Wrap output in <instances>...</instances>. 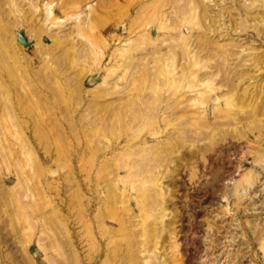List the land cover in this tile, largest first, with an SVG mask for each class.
I'll use <instances>...</instances> for the list:
<instances>
[{
  "label": "rangeland",
  "instance_id": "374dc122",
  "mask_svg": "<svg viewBox=\"0 0 264 264\" xmlns=\"http://www.w3.org/2000/svg\"><path fill=\"white\" fill-rule=\"evenodd\" d=\"M0 264H264V0H0Z\"/></svg>",
  "mask_w": 264,
  "mask_h": 264
},
{
  "label": "bare ground",
  "instance_id": "6f19581e",
  "mask_svg": "<svg viewBox=\"0 0 264 264\" xmlns=\"http://www.w3.org/2000/svg\"><path fill=\"white\" fill-rule=\"evenodd\" d=\"M50 6H51V5L48 6V4H47V6H46V7L48 8V9H46L47 12L45 11L47 15H49V14L51 13ZM18 35H19V34H18ZM23 36H24V35H23ZM17 37H18V36H17ZM18 39H19V38H18ZM25 46H26V44H25ZM25 46H24V47H25ZM207 81H208V80H202L200 85L206 83ZM202 90H203V89H201V88H199V87H198V88H191V89H190L191 92L195 91V92H197L198 94H202V93H203ZM220 99H221L220 96L214 97L213 100L216 102V106H218ZM203 109H204V108H203ZM230 179H232V178H230ZM233 179H234V178H233ZM236 180H237V179H236ZM237 181H238V180H237ZM237 181L234 180L235 184H236ZM230 182H231V183H234V182H232V180H231ZM231 183H230V184H231ZM141 204L143 205V203H141ZM144 242H145V241H144ZM150 247H151V246H148L147 248H144L143 250H149ZM150 256H151V255H150ZM152 256H153V255H152ZM153 257H154V256H153Z\"/></svg>",
  "mask_w": 264,
  "mask_h": 264
},
{
  "label": "water",
  "instance_id": "95a60500",
  "mask_svg": "<svg viewBox=\"0 0 264 264\" xmlns=\"http://www.w3.org/2000/svg\"><path fill=\"white\" fill-rule=\"evenodd\" d=\"M22 40H23L24 43H27L26 40H25V38L23 36H22Z\"/></svg>",
  "mask_w": 264,
  "mask_h": 264
}]
</instances>
